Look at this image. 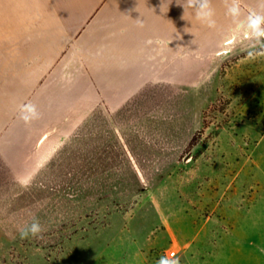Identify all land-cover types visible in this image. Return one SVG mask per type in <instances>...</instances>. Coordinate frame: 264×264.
<instances>
[{
    "label": "rangeland",
    "instance_id": "rangeland-1",
    "mask_svg": "<svg viewBox=\"0 0 264 264\" xmlns=\"http://www.w3.org/2000/svg\"><path fill=\"white\" fill-rule=\"evenodd\" d=\"M42 1L0 0V44L11 8ZM215 66L97 112L43 159L0 155V264H264V35ZM33 217L43 238L21 239Z\"/></svg>",
    "mask_w": 264,
    "mask_h": 264
},
{
    "label": "crops",
    "instance_id": "crops-1",
    "mask_svg": "<svg viewBox=\"0 0 264 264\" xmlns=\"http://www.w3.org/2000/svg\"><path fill=\"white\" fill-rule=\"evenodd\" d=\"M26 10L11 8L0 44V155L10 161L43 159L97 112L147 91L194 88L229 43L258 40L264 0H208L206 9L200 0H45ZM29 103L39 118L25 124Z\"/></svg>",
    "mask_w": 264,
    "mask_h": 264
},
{
    "label": "clouds",
    "instance_id": "clouds-1",
    "mask_svg": "<svg viewBox=\"0 0 264 264\" xmlns=\"http://www.w3.org/2000/svg\"><path fill=\"white\" fill-rule=\"evenodd\" d=\"M208 6V0H200V7L206 9ZM205 15L210 16V12H206ZM260 24H264V17L259 18V22L256 24V27L253 29L259 35H264V28L260 27ZM38 113L36 106L29 103L22 105L20 108V119L25 122V124L31 123L33 120L38 119ZM43 228L39 220L33 217L30 224H26L24 227L19 229V234L21 239L28 238L29 236L35 237L37 239H42ZM159 264H169V261L161 259Z\"/></svg>",
    "mask_w": 264,
    "mask_h": 264
},
{
    "label": "built area",
    "instance_id": "built-area-1",
    "mask_svg": "<svg viewBox=\"0 0 264 264\" xmlns=\"http://www.w3.org/2000/svg\"><path fill=\"white\" fill-rule=\"evenodd\" d=\"M175 255H176V251L172 250L164 259L169 261V264H175Z\"/></svg>",
    "mask_w": 264,
    "mask_h": 264
}]
</instances>
